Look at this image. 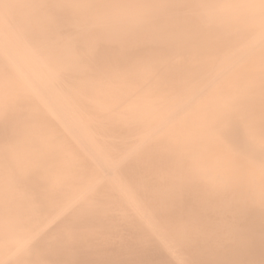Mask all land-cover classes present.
<instances>
[{
	"label": "bare ground",
	"instance_id": "6f19581e",
	"mask_svg": "<svg viewBox=\"0 0 264 264\" xmlns=\"http://www.w3.org/2000/svg\"><path fill=\"white\" fill-rule=\"evenodd\" d=\"M0 264H264V0H0Z\"/></svg>",
	"mask_w": 264,
	"mask_h": 264
}]
</instances>
